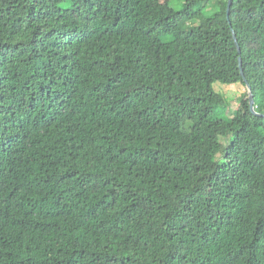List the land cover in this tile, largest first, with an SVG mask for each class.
Masks as SVG:
<instances>
[{
    "label": "trees",
    "instance_id": "1",
    "mask_svg": "<svg viewBox=\"0 0 264 264\" xmlns=\"http://www.w3.org/2000/svg\"><path fill=\"white\" fill-rule=\"evenodd\" d=\"M173 1L0 0V264H264V0Z\"/></svg>",
    "mask_w": 264,
    "mask_h": 264
},
{
    "label": "rangeland",
    "instance_id": "2",
    "mask_svg": "<svg viewBox=\"0 0 264 264\" xmlns=\"http://www.w3.org/2000/svg\"><path fill=\"white\" fill-rule=\"evenodd\" d=\"M173 6L177 9L181 8L182 2L174 0ZM214 88L219 90V92L223 93L232 101L231 106L227 107L221 114H218L219 117L230 118V116H232L233 109L236 110L238 108V102L236 98L240 97L242 93L246 91V89L242 85L225 86L222 84H216Z\"/></svg>",
    "mask_w": 264,
    "mask_h": 264
},
{
    "label": "water",
    "instance_id": "3",
    "mask_svg": "<svg viewBox=\"0 0 264 264\" xmlns=\"http://www.w3.org/2000/svg\"><path fill=\"white\" fill-rule=\"evenodd\" d=\"M232 1H233V0H229L228 12H229L230 7H231V5H232ZM233 34H234V37H236V34H235L234 31H233ZM236 44H237V47H238V51H239V53H241V48H240V46H239V44H238L237 41H236ZM239 61H240L241 74H242V76L244 77V81L246 82V85H247V88H248V91H249V101H250L251 112H252L253 114L257 115V116L264 117L263 114L258 113V112L256 111V109H255L254 94H253V92H252V90H251L250 85L248 84V82H247V80H246V78H245V73H244V70H243V67H242V59L240 58Z\"/></svg>",
    "mask_w": 264,
    "mask_h": 264
}]
</instances>
